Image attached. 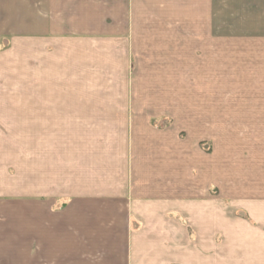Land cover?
Masks as SVG:
<instances>
[{
  "label": "crops",
  "instance_id": "0c3cea01",
  "mask_svg": "<svg viewBox=\"0 0 264 264\" xmlns=\"http://www.w3.org/2000/svg\"><path fill=\"white\" fill-rule=\"evenodd\" d=\"M216 1L0 0V264H264V0Z\"/></svg>",
  "mask_w": 264,
  "mask_h": 264
},
{
  "label": "rangeland",
  "instance_id": "374dc122",
  "mask_svg": "<svg viewBox=\"0 0 264 264\" xmlns=\"http://www.w3.org/2000/svg\"><path fill=\"white\" fill-rule=\"evenodd\" d=\"M217 13L215 14L216 22V39L227 38V0L216 1ZM4 46L3 40H0V48ZM216 101L217 103H227V45L216 46ZM208 145L201 143L204 150H208ZM205 146V147H203ZM211 150V149H210Z\"/></svg>",
  "mask_w": 264,
  "mask_h": 264
}]
</instances>
